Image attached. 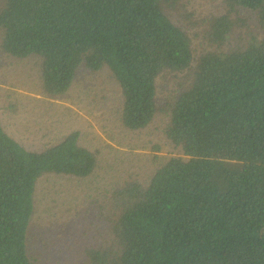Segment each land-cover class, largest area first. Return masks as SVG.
<instances>
[{"label":"trees","instance_id":"obj_1","mask_svg":"<svg viewBox=\"0 0 264 264\" xmlns=\"http://www.w3.org/2000/svg\"><path fill=\"white\" fill-rule=\"evenodd\" d=\"M3 1L2 50L40 58L45 95H65L83 65L107 66L121 88V121L133 131L157 115L159 76L194 61L190 35L166 12L177 0ZM224 2L211 42L226 43L239 8L256 11L260 35L199 56L166 129L185 157L113 192V242L86 251L92 264H264V0ZM80 135L35 150L0 119V264H33L28 231L44 175L95 172L97 152Z\"/></svg>","mask_w":264,"mask_h":264},{"label":"rangeland","instance_id":"obj_2","mask_svg":"<svg viewBox=\"0 0 264 264\" xmlns=\"http://www.w3.org/2000/svg\"><path fill=\"white\" fill-rule=\"evenodd\" d=\"M3 4L0 0V8ZM228 10L224 0H177L166 8L173 22L190 35L194 61L186 71L159 76L157 115L138 131L123 126L121 88L109 67L93 72L83 65L65 95L47 97L40 58L19 59L5 53L0 30V119L6 130L35 150L79 131L81 145L99 158L88 178L46 174L40 179L28 231L33 264H92L86 251L113 242V192L128 181H146L173 156L185 157L168 139L166 129L172 104L189 85L197 59L207 51H227L260 35L256 11L239 8L231 13L235 26L226 43L220 47L211 42L212 19Z\"/></svg>","mask_w":264,"mask_h":264}]
</instances>
